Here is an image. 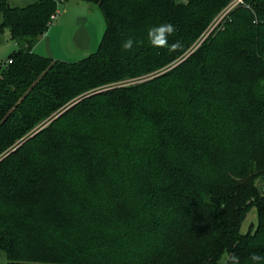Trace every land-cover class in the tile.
Segmentation results:
<instances>
[{
  "label": "trees",
  "instance_id": "16d2710c",
  "mask_svg": "<svg viewBox=\"0 0 264 264\" xmlns=\"http://www.w3.org/2000/svg\"><path fill=\"white\" fill-rule=\"evenodd\" d=\"M83 1L104 33L68 63L33 52L57 1L0 0V42L8 29L17 47L0 67L7 264H229L232 253L253 264L264 256V0H243L211 32L232 0ZM162 23L182 47L150 46ZM129 38L141 43L124 51ZM251 209L257 227L241 233Z\"/></svg>",
  "mask_w": 264,
  "mask_h": 264
},
{
  "label": "crops",
  "instance_id": "0c3cea01",
  "mask_svg": "<svg viewBox=\"0 0 264 264\" xmlns=\"http://www.w3.org/2000/svg\"><path fill=\"white\" fill-rule=\"evenodd\" d=\"M37 1L9 0V4L22 8ZM55 1L58 2L57 18L38 40L33 52L68 63L79 62L96 53L104 33V21L98 9L83 0ZM3 257L2 264H7L5 253L0 251V258Z\"/></svg>",
  "mask_w": 264,
  "mask_h": 264
},
{
  "label": "clouds",
  "instance_id": "9594fccd",
  "mask_svg": "<svg viewBox=\"0 0 264 264\" xmlns=\"http://www.w3.org/2000/svg\"><path fill=\"white\" fill-rule=\"evenodd\" d=\"M175 32V25L172 23H162L148 28L147 39L153 48H166L171 51L172 49L182 47L179 41L169 42V37L174 35ZM140 43L129 38L122 43V48L124 51H130L134 44L139 46ZM250 260L253 264H264V256L260 254H252ZM229 264H239V258L234 253L229 256Z\"/></svg>",
  "mask_w": 264,
  "mask_h": 264
},
{
  "label": "rangeland",
  "instance_id": "374dc122",
  "mask_svg": "<svg viewBox=\"0 0 264 264\" xmlns=\"http://www.w3.org/2000/svg\"><path fill=\"white\" fill-rule=\"evenodd\" d=\"M243 0H232L229 6L222 12L220 16L216 18V22L210 29V32L217 27V25L221 22L222 18L225 17L229 12H231L238 4H242ZM94 8L93 5H91ZM96 8V7H95ZM55 22V21H54ZM2 23V15L0 14V24ZM208 32V34L210 33ZM207 36V35H206ZM206 38V37H205ZM198 47V46H197ZM17 50L14 42L10 38V33L8 29H4L1 35L0 42V67L6 62L8 56L13 53V51ZM263 185L260 186V190L263 192ZM258 219L255 209H251L247 215L245 216L240 231L241 233H247L249 231L253 232L257 227ZM2 260L5 262L4 257L0 258V263L2 264Z\"/></svg>",
  "mask_w": 264,
  "mask_h": 264
},
{
  "label": "built area",
  "instance_id": "2783aa9c",
  "mask_svg": "<svg viewBox=\"0 0 264 264\" xmlns=\"http://www.w3.org/2000/svg\"><path fill=\"white\" fill-rule=\"evenodd\" d=\"M57 18V13H55L54 15L51 16V22L53 23ZM12 62L11 61H8V64H11Z\"/></svg>",
  "mask_w": 264,
  "mask_h": 264
}]
</instances>
